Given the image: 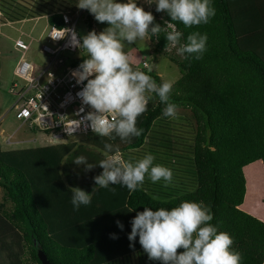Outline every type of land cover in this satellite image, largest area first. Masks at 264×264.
I'll return each mask as SVG.
<instances>
[{
	"label": "trees",
	"instance_id": "1",
	"mask_svg": "<svg viewBox=\"0 0 264 264\" xmlns=\"http://www.w3.org/2000/svg\"><path fill=\"white\" fill-rule=\"evenodd\" d=\"M67 4L52 1L46 6L33 0L20 10L15 0H1L0 12L7 21L44 15L49 25L62 27V15L73 10ZM213 6L216 15L207 24L188 28L172 22L175 30L183 33L182 43L192 32L208 36L201 59L182 56L177 62L180 76L170 93L169 102L176 104L177 110L190 111L195 124L193 138L189 144L181 145L155 139L168 150L173 144L182 148L174 155L177 163L185 160L190 164V187L185 189L179 184L183 180L181 172L175 171L174 161V169L171 164L165 165L173 172V184L167 188L163 181L153 184L146 177L143 187L135 192L129 193L120 185H114V190L101 188L93 194L90 205L73 210L69 189L80 187L91 193L95 187L93 178L103 171L98 165L86 171L72 162L74 157L83 155L89 163L96 164L104 158V143L110 142L119 145L125 160H132V152L136 154L145 145L155 121L165 118L164 105L155 94H151L147 110L137 119L142 135L130 143L96 137L89 142L92 149L77 145L69 154L68 145L23 153L0 149V223L19 234L26 260L41 264L38 254L42 251L53 264H103L99 253L112 247L127 253L125 264H158L148 260L138 237L135 247H129L131 220L145 207L170 209L182 201H195L211 210L212 223L219 231L230 234L233 247L242 255V264L264 263V222L240 209L246 190L243 168L255 162H261L264 168V0H213ZM160 16L155 23L165 27L170 17L163 12ZM86 17L92 31L90 16ZM168 31L171 28L165 27L158 42L155 37L149 39L158 55L165 52ZM144 72L161 83L153 71ZM247 171L250 191L255 186L252 177L256 171ZM117 221L124 225L123 230Z\"/></svg>",
	"mask_w": 264,
	"mask_h": 264
},
{
	"label": "clouds",
	"instance_id": "2",
	"mask_svg": "<svg viewBox=\"0 0 264 264\" xmlns=\"http://www.w3.org/2000/svg\"><path fill=\"white\" fill-rule=\"evenodd\" d=\"M156 12H163L172 22L185 27L207 24L216 15L213 0H145ZM75 7L87 10L94 19L107 27L99 33L92 30L81 35L74 28L62 29L65 37L70 34L68 46L78 49L82 62L71 72L77 85H83L77 93L81 100L82 119L73 120V126L66 128L68 135L85 124L100 138L130 143L139 137L143 129L137 127V118L147 110L150 94H155L164 105L162 116L173 118L178 106L170 101L173 84L170 81L157 83L146 72L133 67L132 58L125 51L126 45L137 44L146 37L160 40L165 27L155 23L151 11H145L139 0H76ZM67 19V17L65 18ZM183 33L173 28L166 32L165 51L169 47L188 60H199L207 50V33L192 32L182 43ZM147 66V65H146ZM151 71V69H149ZM86 82V83H85ZM104 158L98 163H89L83 155H76L72 162L90 171L97 165L103 169L93 178L95 187L89 193L80 187H72L71 204L74 211L88 206L98 189L114 190V185L127 188L129 193L143 187L145 178L153 184L163 181L165 188L173 184L170 168L155 164V156L147 153L135 161L122 157L119 145L105 142ZM211 210L202 202L182 201L172 208L145 207L131 220L128 234L130 248L137 241L149 261L159 264H242V255L233 247V239L227 232H221L213 224ZM123 230L124 225L117 221ZM113 238L115 235H113ZM178 249L183 251L178 252Z\"/></svg>",
	"mask_w": 264,
	"mask_h": 264
},
{
	"label": "rangeland",
	"instance_id": "3",
	"mask_svg": "<svg viewBox=\"0 0 264 264\" xmlns=\"http://www.w3.org/2000/svg\"><path fill=\"white\" fill-rule=\"evenodd\" d=\"M4 1L8 2V0ZM15 1L17 3V7L20 10H23L24 7L28 6V1L33 0ZM40 1L46 6H49L52 1H54L56 4L69 3L67 6L72 5L71 8L73 10L70 13L78 11V17L79 15H82L81 20H78L77 22V30L81 35H85L91 31L88 28L87 15L90 16L92 30H96L99 33L108 26L107 23L101 24L97 22L87 10L76 8L73 0ZM138 6H143L145 11H151L155 19L161 17V12L158 13L155 11V5L149 6L145 0H139ZM83 11L84 13L82 14ZM159 20L161 21L162 18H159ZM51 26L55 25H49L47 16L44 15L41 17H35L34 19L25 17L19 19L18 21H7L4 17H2L0 12V149L2 151H17L23 153L27 152L28 150L68 145L70 146V151L68 152L69 154L75 149L77 145H83L88 148L90 147L89 149H92L94 146L89 145V142H94V138L99 137L93 134L85 137H62L57 139L55 143L51 144L47 141L48 137H50L47 133H42L38 130L31 131L29 130L28 126L21 125L20 122L15 119L14 112L10 109L13 106V97L9 94V89L15 81L21 82L16 76L15 67L22 59H24L25 62L33 64V71H38L39 68L45 65V63L48 61V56L42 52L41 48L44 45H47V34ZM165 27H170L171 31L173 28L175 29L173 25L168 26L166 24ZM15 41H20L26 44L28 46V50L24 51V53L17 50L14 45ZM178 47L179 45L175 47L170 46L168 50L161 53V55H158L154 52L153 43L150 42L146 37L144 40L138 41L136 45H126L125 51L132 58L133 67L135 69L142 71H144V69L146 71H150L149 69H151L153 73L158 75L161 83L164 81H170L173 84L180 76V69L177 65V62L182 60V56L177 52ZM78 61H81V55L79 51L77 52L74 62ZM72 64L75 65L73 61ZM32 75H36L35 72H32ZM48 79L49 77L47 75H43L40 80L42 82H46ZM141 116L142 115H140L138 118ZM194 129L195 124L189 110L179 109L177 110L176 116L173 118H160L159 120L155 121L152 132L150 133L145 145L141 150H139V152L136 151V154L132 152L131 159L135 161L137 159L143 158V156L147 153H152L155 156V164H160L163 166H169L168 164H171L172 168L175 161V171L181 172L180 175L183 180V182H180L179 184L184 186L186 189V186L187 188L190 187V183L188 181L191 180V174H193V170L190 171V164L187 161L184 163L185 160L177 163V159H175L174 154H178L176 152L182 149L178 145L190 143V140L193 138L192 136ZM159 138H163L169 142L178 143V145H169L168 147L170 149L168 150L166 146L165 148L164 146L161 147L157 140H155ZM94 144L98 145V143ZM93 150L97 153H102L98 148ZM171 151L175 152L172 153ZM122 157H124L123 154ZM128 158H130V154L128 155ZM24 160L27 162L25 157ZM65 160L66 156L62 159L60 168L64 164ZM253 164V168L250 167L247 170H249V172L251 170L256 171L255 178H257L256 181L259 185V189L261 190L259 180L264 189V178L262 177L264 176V172L261 164L258 162ZM245 180L247 179L245 178ZM1 195L2 192L0 189V201ZM71 219L74 223H77V220L73 216ZM0 222L2 221L0 220ZM26 256V249L23 247L19 234L16 233L8 224H5L4 222L0 223V264H16L18 261H20L21 264L22 261L25 262L23 264H32L29 262V260H26ZM157 263L159 264V262ZM148 264L154 263L151 262Z\"/></svg>",
	"mask_w": 264,
	"mask_h": 264
},
{
	"label": "built area",
	"instance_id": "4",
	"mask_svg": "<svg viewBox=\"0 0 264 264\" xmlns=\"http://www.w3.org/2000/svg\"><path fill=\"white\" fill-rule=\"evenodd\" d=\"M77 14L78 11L66 12L62 15V27H50L47 45L41 48L48 56L43 67L33 71V64L25 62L24 59L18 62L15 73L21 82L15 81L9 89V94L13 97V106L10 109L14 112L15 119L21 125L28 126L31 131L47 133L50 136L47 141L51 144L62 137L94 134L85 124L73 136L65 131L73 126V120H80L87 111H91L84 106L85 113H80L82 103L77 93L83 85H77L71 76V72L82 62H74L79 50L68 46L70 34L61 38L64 35L62 29L74 28L78 32L77 22L82 15L78 17ZM14 45L22 53L28 50V46L20 41H15ZM32 72L36 75H32ZM43 75L49 77L46 82L40 80Z\"/></svg>",
	"mask_w": 264,
	"mask_h": 264
},
{
	"label": "crops",
	"instance_id": "5",
	"mask_svg": "<svg viewBox=\"0 0 264 264\" xmlns=\"http://www.w3.org/2000/svg\"><path fill=\"white\" fill-rule=\"evenodd\" d=\"M34 19V18H32ZM2 120V117H1ZM259 164H261V167L263 169L264 172V168L261 162H258ZM254 164H250L246 167L243 168L244 171V178H246L247 180H245L246 182V190H245V197H244V201L243 204L240 206V209L243 210L244 212L256 217L257 219H259L260 221L264 222V189L262 187V184L259 180V184L261 187V190L259 189V185L256 181L257 178L256 177V172H255V176L252 177V184L255 185L254 188L252 189V193L250 194L249 191V184H248V178H247V169L252 167ZM253 171V170H251ZM262 176V174H261ZM264 178V176H262ZM127 253H122V252H116L114 251V248H110V251H106V252H102L101 254L99 253V257L101 259V261H103V264H125V259L126 256H124ZM124 257V258H123ZM264 264V263H263Z\"/></svg>",
	"mask_w": 264,
	"mask_h": 264
},
{
	"label": "water",
	"instance_id": "6",
	"mask_svg": "<svg viewBox=\"0 0 264 264\" xmlns=\"http://www.w3.org/2000/svg\"><path fill=\"white\" fill-rule=\"evenodd\" d=\"M38 259L41 262V264H53L49 261V259L46 257V255L44 254V252H39L38 254Z\"/></svg>",
	"mask_w": 264,
	"mask_h": 264
}]
</instances>
